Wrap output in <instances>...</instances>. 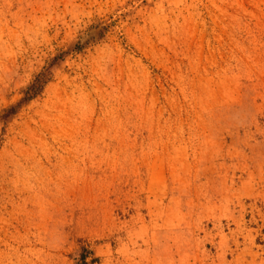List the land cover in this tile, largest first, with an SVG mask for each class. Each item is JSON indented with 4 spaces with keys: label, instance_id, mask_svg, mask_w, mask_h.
I'll list each match as a JSON object with an SVG mask.
<instances>
[{
    "label": "rangeland",
    "instance_id": "obj_1",
    "mask_svg": "<svg viewBox=\"0 0 264 264\" xmlns=\"http://www.w3.org/2000/svg\"><path fill=\"white\" fill-rule=\"evenodd\" d=\"M45 69L0 264H264V0H0V116Z\"/></svg>",
    "mask_w": 264,
    "mask_h": 264
},
{
    "label": "trees",
    "instance_id": "obj_2",
    "mask_svg": "<svg viewBox=\"0 0 264 264\" xmlns=\"http://www.w3.org/2000/svg\"><path fill=\"white\" fill-rule=\"evenodd\" d=\"M47 69L40 72L38 75L34 77V79L30 82V84L23 90V95L20 100H18L15 104L9 106L4 110L3 115H1V119L6 120L10 118L12 115H14L18 109L26 104L29 100L34 98L36 95H38L41 90L43 89V86L46 84V82L49 80L46 72ZM84 256H82V259Z\"/></svg>",
    "mask_w": 264,
    "mask_h": 264
}]
</instances>
